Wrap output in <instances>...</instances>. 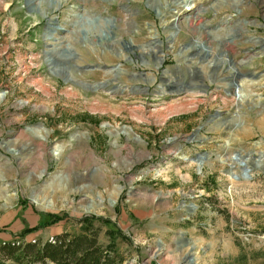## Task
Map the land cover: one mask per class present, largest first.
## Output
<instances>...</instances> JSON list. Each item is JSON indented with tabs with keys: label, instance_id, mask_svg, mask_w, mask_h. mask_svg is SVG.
I'll use <instances>...</instances> for the list:
<instances>
[{
	"label": "rangeland",
	"instance_id": "obj_1",
	"mask_svg": "<svg viewBox=\"0 0 264 264\" xmlns=\"http://www.w3.org/2000/svg\"><path fill=\"white\" fill-rule=\"evenodd\" d=\"M8 1L6 11L0 5V249L75 233V221L93 215L110 222H97L102 244L108 230L130 239L116 241L123 264H188L186 255L195 264H264V0H55L65 3L57 12L36 0L37 27L24 21L22 0ZM78 12L115 17L116 40L98 42V30L83 38L72 28ZM42 14L75 31L64 38L78 65L151 76L161 57L172 67L179 53L224 55L205 93L158 96L156 84L122 72L72 73L98 85L93 92L50 73ZM134 45L149 64L124 62ZM194 63L207 78L211 69ZM197 154L206 157L201 169L186 160ZM49 214L64 220L19 237ZM0 264L18 263L0 251Z\"/></svg>",
	"mask_w": 264,
	"mask_h": 264
},
{
	"label": "water",
	"instance_id": "obj_2",
	"mask_svg": "<svg viewBox=\"0 0 264 264\" xmlns=\"http://www.w3.org/2000/svg\"><path fill=\"white\" fill-rule=\"evenodd\" d=\"M36 0H25V7L28 12L36 11L34 8V2ZM56 5L55 0H51V8L54 10L53 12H57L63 5L62 3L58 4V8L53 7ZM155 13L160 15L158 11L155 10ZM45 22V32L43 34L44 41H50V43H45L44 57L46 65L49 68V71L52 75L59 77L63 76V81L68 84H73L75 86L81 87L83 89H90L91 91L98 90V85H92L88 82H83L76 79L73 76V72L77 74H83L87 72H92L95 70H101L105 72V74H112L116 76L118 73L127 74L128 78L138 79L142 78L144 82L156 84L157 90L155 93L158 96L164 95H180L186 92H195L199 90L202 93L207 92L209 89L208 84H206V80L211 82L212 74L216 71L221 64V58L224 55L219 54L214 57L213 62H208V58L210 57V53L207 49L204 50V54L200 55L198 52L194 51L188 56H183L181 53L178 54L179 58H183V60L178 59L177 63H175L172 67L164 66L165 59L164 57L159 58L157 63H154L156 68L157 75L148 76L146 71L135 72H127L126 70L121 68V64H117L115 66H107V65H78L75 62L80 59V55L74 48L70 42L65 40V34L75 33L74 30H66L61 24L58 16L49 17L47 14H42ZM77 17V21L72 24V28L78 27L79 33L83 38H86L91 31H96L99 33L97 36L98 42L106 41L112 42L116 40V31L118 30L116 27V18L115 17H103L101 15H93V16H85L83 12H78L75 15ZM174 30L177 31V26L173 25ZM157 33V30H155ZM172 38L173 35L171 36ZM155 39L146 44L145 46L154 45ZM161 42L160 40H158ZM172 40H170L171 42ZM126 42V41H125ZM132 40L130 39L128 43ZM169 48V47H168ZM142 49L141 46L134 45L133 49L126 51L129 55L124 57V62L133 61L134 59H139L142 64H149L148 59L141 52L137 55L135 51H140ZM159 52V51H158ZM120 57V53L117 54ZM158 58L154 55V59L156 61ZM198 59V63L202 65H207L211 70L207 72V78L203 76L204 72L201 66H197L194 63V60ZM229 64H232V60H229ZM215 74V73H214ZM213 74V75H214ZM112 80H108V82H112ZM107 82H101L100 85H104ZM235 85H230V87H234ZM141 85L132 86L131 90H141L144 89L146 92L149 91V87L141 88ZM115 89V87L113 88ZM125 89V88H124ZM112 92V91H111ZM228 94H231L230 91H226ZM239 159V157H237ZM206 159L205 154H197L195 158H186V160H190L192 162L198 163L199 169H201L204 160ZM183 235V234H181ZM185 261L188 264H195L193 255H186Z\"/></svg>",
	"mask_w": 264,
	"mask_h": 264
},
{
	"label": "trees",
	"instance_id": "obj_3",
	"mask_svg": "<svg viewBox=\"0 0 264 264\" xmlns=\"http://www.w3.org/2000/svg\"><path fill=\"white\" fill-rule=\"evenodd\" d=\"M64 219L49 214L48 220L34 228H26L21 239L50 224ZM110 223L97 216H84L75 221L77 232H64L47 241L5 243L0 251L8 260L18 264H123L116 241L122 239L131 244L121 230H108L110 244L100 242L101 229L97 222Z\"/></svg>",
	"mask_w": 264,
	"mask_h": 264
},
{
	"label": "crops",
	"instance_id": "obj_4",
	"mask_svg": "<svg viewBox=\"0 0 264 264\" xmlns=\"http://www.w3.org/2000/svg\"><path fill=\"white\" fill-rule=\"evenodd\" d=\"M9 1L8 0H0V5H1V10H4V11H6L8 8H9V6L10 5H12L13 3H8ZM38 3H39V1H37ZM36 2V3H37ZM17 3H19V2H17ZM37 3V4H38ZM65 4V3H64ZM64 4H63V8L62 9H64ZM3 5H4V8H3ZM20 5H21V7L23 8L22 10H23V18H24V21H29V20H31V21H34L35 23L33 24V27H37V26H39L41 23V20L43 19L42 17H40L39 15H37V13H33V14H30L29 12H28V10L26 9V7H25V0H22V2H20ZM42 7H44V8H42V9H47V11H49L48 10V8H47V6L48 5H46V6H44V3H42V4H40ZM77 5H80V4H77ZM86 4H83L82 6H85ZM93 5H96V6H98V5H100V6H102V3H99L98 1H96V2H94V4ZM75 7V6H74ZM102 8H103V6H102ZM104 10V9H103ZM104 12V11H103ZM102 12V13H103ZM3 12H1V14H2ZM5 13V12H4ZM52 12H49V14H51ZM6 14H8V13H6ZM60 20V19H59ZM29 31V30H28ZM24 32H26L24 35H26V38H29V40H33L32 41V43H33V45H35V43H38V38L36 37L37 36V32H35L34 33V35L33 34H28V32L27 31H24ZM43 34H44V32H45V27H43V31H41Z\"/></svg>",
	"mask_w": 264,
	"mask_h": 264
},
{
	"label": "bare ground",
	"instance_id": "obj_5",
	"mask_svg": "<svg viewBox=\"0 0 264 264\" xmlns=\"http://www.w3.org/2000/svg\"><path fill=\"white\" fill-rule=\"evenodd\" d=\"M192 8H193V7H192ZM192 8H191V9H192ZM194 8H195V7H194ZM191 9H189V10H191ZM34 11H35V10H34ZM34 11H33V12H34ZM185 11H186V9H185ZM185 11L183 10V7H182V10L175 11V13H174L175 22L180 20L181 16L184 14ZM150 46H151V45H150ZM125 49L127 50L128 47H125ZM158 61H159V60H158ZM141 79H142V78H141Z\"/></svg>",
	"mask_w": 264,
	"mask_h": 264
},
{
	"label": "flooded vegetation",
	"instance_id": "obj_6",
	"mask_svg": "<svg viewBox=\"0 0 264 264\" xmlns=\"http://www.w3.org/2000/svg\"><path fill=\"white\" fill-rule=\"evenodd\" d=\"M131 79V78H130Z\"/></svg>",
	"mask_w": 264,
	"mask_h": 264
}]
</instances>
